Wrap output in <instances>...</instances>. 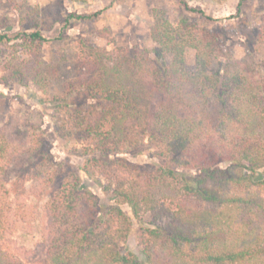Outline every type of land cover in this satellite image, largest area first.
I'll use <instances>...</instances> for the list:
<instances>
[{"label": "trees", "instance_id": "16d2710c", "mask_svg": "<svg viewBox=\"0 0 264 264\" xmlns=\"http://www.w3.org/2000/svg\"><path fill=\"white\" fill-rule=\"evenodd\" d=\"M89 18L71 15L64 29ZM151 34V51L83 44L87 72L46 102L58 114L57 134L84 144V172L107 180L113 204L101 205L77 175L65 177L47 201L25 202L24 177L12 172L42 148L43 131L33 127L37 137L23 146L1 135L0 264H25L4 253L23 236L45 242L38 264H264V75L224 55L219 35L207 27L174 25L156 12ZM20 37L33 61L17 57L6 69L45 92L55 76L42 57L48 39L38 29ZM12 39L1 35L0 43ZM255 44L264 46V30ZM188 49L196 51L192 71ZM146 141L163 166L147 170L116 157ZM59 172L50 163L40 177L46 192ZM145 214L154 226L140 228L141 260L122 243Z\"/></svg>", "mask_w": 264, "mask_h": 264}, {"label": "rangeland", "instance_id": "374dc122", "mask_svg": "<svg viewBox=\"0 0 264 264\" xmlns=\"http://www.w3.org/2000/svg\"><path fill=\"white\" fill-rule=\"evenodd\" d=\"M156 12H161L174 25L185 20L189 24L207 27L219 35L224 55L246 61L264 75V46L255 44V39L264 30V0H0V36L14 38L9 43H0V137L4 135L9 142L23 146L31 136L37 137L33 127H40L43 131L42 148L30 158L26 156L20 160L18 166L22 170L12 172L24 177L22 198L25 202L47 201L65 177L77 175L82 184L95 193L101 205L113 204L111 193L104 190L107 180L98 174L84 172L87 159L82 155L84 144L78 139L68 140L57 134L59 122L55 117L58 114L46 102L62 93L69 81L78 80L82 72H87L80 65L83 44L109 51L116 46L153 50L156 43L151 31ZM71 15L91 18L72 19L69 27L64 29ZM37 29L48 39L42 48L43 60L55 72L54 80L50 81L45 92L32 81L24 86L13 79L5 65L17 57L19 62L23 59L33 61L27 54L28 41L15 36ZM185 61L188 70L195 69L194 49L186 51ZM157 152L146 141L139 150L116 157L137 167L155 170L165 163L158 158ZM91 156L101 157L102 154ZM110 158L114 156H107ZM50 163L58 165L60 172L46 192L40 177L47 175ZM178 171L180 175L196 174L192 170ZM123 208L130 213L128 206ZM143 226H154L150 215L135 220L129 238L122 243L124 251L135 253L141 260L144 255L138 239ZM45 252L42 239L28 242L25 236L8 242L7 249H4L6 256L13 255L14 259L25 264H38Z\"/></svg>", "mask_w": 264, "mask_h": 264}]
</instances>
